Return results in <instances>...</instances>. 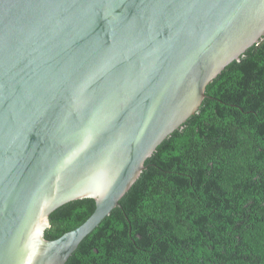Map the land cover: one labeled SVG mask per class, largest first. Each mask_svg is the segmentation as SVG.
<instances>
[{
  "label": "water",
  "instance_id": "water-1",
  "mask_svg": "<svg viewBox=\"0 0 264 264\" xmlns=\"http://www.w3.org/2000/svg\"><path fill=\"white\" fill-rule=\"evenodd\" d=\"M263 38L264 0H0V264H65ZM85 197L91 215L46 239Z\"/></svg>",
  "mask_w": 264,
  "mask_h": 264
},
{
  "label": "trees",
  "instance_id": "trees-1",
  "mask_svg": "<svg viewBox=\"0 0 264 264\" xmlns=\"http://www.w3.org/2000/svg\"><path fill=\"white\" fill-rule=\"evenodd\" d=\"M144 165L65 264H264V38L206 85ZM94 208L92 197L62 204L44 237Z\"/></svg>",
  "mask_w": 264,
  "mask_h": 264
}]
</instances>
